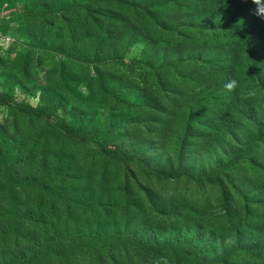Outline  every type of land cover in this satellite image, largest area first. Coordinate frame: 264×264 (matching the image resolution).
I'll return each mask as SVG.
<instances>
[{"label":"rangeland","instance_id":"rangeland-1","mask_svg":"<svg viewBox=\"0 0 264 264\" xmlns=\"http://www.w3.org/2000/svg\"><path fill=\"white\" fill-rule=\"evenodd\" d=\"M63 1L52 0L48 12L70 7L62 15L65 25L77 41L83 39L96 75L79 86L66 78L63 88L50 78L61 71L58 60L65 68L71 39L64 48L55 43L47 12L37 9L39 24H27H41L44 29H34L47 32L33 50V66L22 56L14 67L16 52L5 49L18 42L11 48L20 53L23 39L0 26V95L12 100L11 106L0 104V132L6 135L0 154V264H153L158 256L170 264H264V137L247 149L264 118L262 106L254 101L224 113L225 107L197 104L210 86L200 75L230 67L216 61L225 57L223 48L235 33L227 28L232 16L200 3L203 10L195 0H117L121 9L97 0ZM2 3L21 12L25 6L21 0ZM80 9L92 13L86 34L75 14ZM116 14L123 21L117 30ZM106 38L112 39L107 46ZM244 68L236 76L242 77L240 91L254 87ZM51 83L54 93L43 101L40 90ZM21 106L46 109L51 125L28 119ZM58 117L82 126L100 146L70 141ZM118 143L127 163L108 165L101 148L113 150ZM240 151L246 156L231 166ZM22 167L35 170L17 178L26 180L29 194L10 182ZM173 172L176 178L168 179ZM118 188L129 193L121 209L130 223L100 209V199L112 198ZM133 224L134 233L128 231Z\"/></svg>","mask_w":264,"mask_h":264},{"label":"trees","instance_id":"trees-1","mask_svg":"<svg viewBox=\"0 0 264 264\" xmlns=\"http://www.w3.org/2000/svg\"><path fill=\"white\" fill-rule=\"evenodd\" d=\"M25 3V6L23 8V12L16 10L15 6L11 3H2L0 6V12L2 13V16H0V26H3V32L5 34H10L13 38L15 36H18V38H22V46H24L23 50L19 53L15 49L11 48L13 45L19 44L18 42H15L12 44L11 47L8 46L7 50H12L16 52V55L12 53L13 60L12 64H14V67L18 68L19 65L22 62V59L24 56L25 60L29 62V65L33 66L36 62V57L33 54V50L37 47H40L39 44V36L45 40L47 37V32L45 30V33H39L34 28H42L44 29L45 26L43 25H33L28 26V22H35L39 24L40 18L38 17V13L36 12L37 9H41L44 12H47L48 14H45V18H53V22L49 25V27L52 30V35L56 38L55 43L58 41V43L61 45V47L64 48L66 41L71 39L70 48L71 51L69 53L68 62H65V68H63V62L58 60L61 63V71L58 75H55V73H52L51 77H56L58 80L63 83V88H65L64 81L66 78L69 79V81L74 86H79L81 83L87 80L95 79L96 75L93 74V67L90 65H93V62H89L87 59H90L87 55V49L86 47H82L81 43L83 42V39H78V41L75 39V36L72 34V32L68 29V27L65 25L66 21L64 20L63 16L64 14L68 13L70 10V7L64 6L63 10L53 11V13L48 12V5L51 3L52 0H21ZM197 4L200 5V7L205 10L207 7L204 5H201L200 3L204 4H211L212 8L220 13H229L230 16H232V19L228 18V26L227 28L234 31V35L232 38H229L228 44L223 48L227 53L225 54V57L222 59L217 60L216 62H219L222 64V61H227V63L230 65V67L225 66H215V70L211 74L207 75H200V81L202 79H206V82L209 83L210 86L203 87V92L201 94V98L197 101V104L201 105L202 102L205 103V107H207L208 103H210L213 107H225L222 112L226 113L228 112V108L231 109V111L234 113L235 109L238 108V110H241L245 108L248 104L251 102L254 103L257 107L262 106V110L260 111V114L264 116V102H258V97L262 95L264 97V18L258 16L256 14V8L257 5L253 3V0H195ZM61 2V5L64 4L63 0H53V3ZM96 3L98 4H113L115 6H118V9H121L123 7V4L119 3L117 0H97ZM261 3H264V0H261ZM76 7H71V9H74ZM84 9H80L79 11H76L75 14H79V18L81 20V27L80 31L84 34H86L88 25L90 23V18L92 17L91 11L81 12ZM198 10V8H197ZM73 11V10H71ZM199 11V10H198ZM264 11V9H262ZM200 12V11H199ZM6 13V14H5ZM108 14L109 11L107 12ZM117 21L116 24V30L119 29L123 25V21L121 19V16L119 14L115 15L114 22ZM13 23L17 26V29H15L13 26H10L8 29V25ZM8 29V30H7ZM20 30V31H19ZM196 30V29H195ZM7 31V32H6ZM76 36L80 35V32L77 30L74 32ZM58 36V37H57ZM108 37V36H107ZM111 38H106L105 40V46L109 42H111ZM45 46V43L42 45L41 49H43ZM82 47L81 52H77V47ZM104 46V47H105ZM1 48V47H0ZM61 48V49H63ZM2 49V48H1ZM4 50V51H5ZM101 54L99 53L98 56ZM96 56V53L93 54V57ZM101 58V57H100ZM102 59V58H101ZM54 64L55 67L58 66L57 60L54 58ZM243 64V66H242ZM244 68L245 72L244 74H247L249 76V80L253 82V89L256 91V96L251 98V101H244L241 102L239 99V92L240 89L234 91H227L224 88V84L227 82L230 78H236L239 82L242 80V77H236L239 72V70ZM59 76V77H58ZM211 77H214V80H211ZM216 82H219L218 84H215ZM77 83V84H76ZM70 86V85H69ZM67 86V87H69ZM73 86V87H74ZM62 90H65L63 89ZM34 92H37V88L35 87ZM55 90L54 85L51 83L50 89L46 90H40L42 93V99L43 101L47 100L48 95L53 94ZM229 95V96H227ZM78 97L81 96V92L77 95ZM0 104H5L6 106L12 105V100L9 99L7 96L0 95ZM183 104L188 105L185 101H183ZM21 113L23 115H27L28 119H34L35 121L43 120L42 118L46 119L45 121L51 125V116L49 112L46 111V109L40 108V109H33L30 106H21ZM263 118V117H262ZM261 118V119H262ZM58 123L61 131L64 133V135L73 142L80 143L82 145H89V144H97L99 143L95 141L94 139L88 140V135L85 132V129L82 126H72L69 125L68 122L65 119H60L58 117ZM70 127L77 128V129H71ZM132 134H135V131L132 132ZM6 136L2 132H0V154H3V146H2V137ZM264 137V118L260 121V128L257 131V135L253 137L247 145V149L250 150V147L253 144H257L260 142ZM83 141H86V143H83ZM101 154L104 158L108 159V165H125L127 163V155L124 148L118 143L114 146L113 150L109 148H101ZM246 156V151L242 153L241 151L234 155L231 166L236 165L240 160H242ZM66 160L67 157H65ZM39 163H42V160H39ZM23 171H26V173H32L35 171L34 169H26V167H22L21 169H18L16 172V177L11 179V183L15 184L18 187H21V191L25 194H29L32 191V189H25L24 183H26V180H18V177H21L23 175ZM164 175V173H162ZM170 180L175 179L176 175L175 173H171ZM117 184V187L120 186V181L114 182V185ZM209 184V183H208ZM69 185V182L63 181L62 186L67 187ZM212 188L215 185L209 184ZM128 191L124 190L123 188H118L116 192L112 195V198L110 199H100L101 201V208L104 209L111 214V218L114 215L117 216V219L123 218L124 223L127 221V214L125 211H122V205H128L129 198H128ZM225 198V195L223 196ZM3 204L4 201H1ZM87 209L90 211H93V206L89 205L87 206ZM162 221H165V216H160ZM130 222H132L130 220ZM129 220L127 223H130ZM133 225H131L128 228V231L133 230L134 233L137 231V228H134ZM24 237V236H23ZM26 239H30L29 237L25 236ZM117 238L120 240V235H117ZM153 240L152 244H157V241ZM3 262V260H2ZM5 264V263H4ZM11 264V263H10Z\"/></svg>","mask_w":264,"mask_h":264},{"label":"clouds","instance_id":"clouds-1","mask_svg":"<svg viewBox=\"0 0 264 264\" xmlns=\"http://www.w3.org/2000/svg\"><path fill=\"white\" fill-rule=\"evenodd\" d=\"M253 3L257 5L256 14L264 18V3H261V0H253ZM224 88L231 92L240 88V82L236 78H230L224 84ZM256 95L255 89L249 88L247 90H241L239 92V99L241 102L248 101ZM153 264H170V261L165 256H158L154 259Z\"/></svg>","mask_w":264,"mask_h":264}]
</instances>
